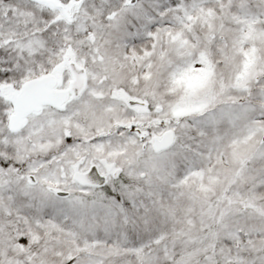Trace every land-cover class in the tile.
Instances as JSON below:
<instances>
[{"label": "snow or ice", "instance_id": "1", "mask_svg": "<svg viewBox=\"0 0 264 264\" xmlns=\"http://www.w3.org/2000/svg\"><path fill=\"white\" fill-rule=\"evenodd\" d=\"M0 264H264V0H0Z\"/></svg>", "mask_w": 264, "mask_h": 264}]
</instances>
